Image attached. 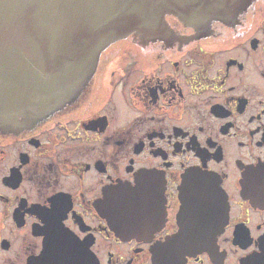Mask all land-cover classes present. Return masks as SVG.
<instances>
[{"label":"flooded vegetation","instance_id":"flooded-vegetation-1","mask_svg":"<svg viewBox=\"0 0 264 264\" xmlns=\"http://www.w3.org/2000/svg\"><path fill=\"white\" fill-rule=\"evenodd\" d=\"M166 21L162 39L110 44L62 107L0 131V264H264V0ZM194 173L215 178L220 232L158 260L186 195L183 223L202 220ZM137 182L110 218L118 185Z\"/></svg>","mask_w":264,"mask_h":264},{"label":"water","instance_id":"water-1","mask_svg":"<svg viewBox=\"0 0 264 264\" xmlns=\"http://www.w3.org/2000/svg\"><path fill=\"white\" fill-rule=\"evenodd\" d=\"M241 2L0 0V131L18 133L71 101L96 71L100 54L113 42L131 35L144 41L162 39V33L170 31L167 15L194 26L224 18L230 7ZM192 177L201 189L198 207L202 220L196 223L198 229L183 223L194 200L186 195L182 225L167 239L175 246L157 247L154 253L158 260L162 256L159 251H170L169 257L174 258L188 249L198 251L215 241L220 232L222 206L215 178L187 174L185 183L190 184ZM139 183L135 187L118 185V199L106 202L111 206L117 201V208L109 211L110 218L124 217L122 209L143 188Z\"/></svg>","mask_w":264,"mask_h":264}]
</instances>
